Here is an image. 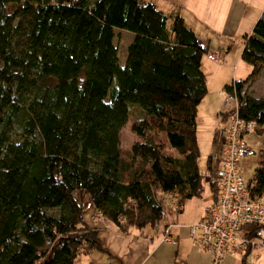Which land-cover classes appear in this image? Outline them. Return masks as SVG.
<instances>
[{"label":"trees","instance_id":"obj_1","mask_svg":"<svg viewBox=\"0 0 264 264\" xmlns=\"http://www.w3.org/2000/svg\"><path fill=\"white\" fill-rule=\"evenodd\" d=\"M116 28L132 34L122 64ZM206 52L180 14L151 0H0V264H72L103 250L87 206L121 230H147L165 218L159 196L182 205L204 181L214 189L219 155L197 165ZM240 57L249 73L223 89L258 132L264 98L247 87L264 67V4ZM246 181L264 192L263 160Z\"/></svg>","mask_w":264,"mask_h":264},{"label":"rangeland","instance_id":"obj_2","mask_svg":"<svg viewBox=\"0 0 264 264\" xmlns=\"http://www.w3.org/2000/svg\"><path fill=\"white\" fill-rule=\"evenodd\" d=\"M263 4L264 0H253V7L255 8L253 11H257L258 13L256 18L259 17ZM256 18H253L251 24L249 19H247L245 21L242 20L237 25L227 22L212 25V29L210 30L202 29L201 36H199L206 43L208 50L213 52V50L219 48V63L221 66H225L224 69L227 71L229 77L236 74V80L245 79L251 69L250 64L241 59L240 52L242 37L245 33L251 32ZM119 30L118 28L115 29L116 32ZM120 32L119 36L114 39V42L118 45V62L122 64L126 55V45L131 39L132 34L126 30H121ZM206 62L208 63L209 61L206 60ZM208 64L210 68L214 65L211 61ZM253 79L254 87L252 88L255 89L257 95L264 97L262 95L264 89V67L259 68ZM217 81L218 79L214 78V76L206 79L207 91L197 105L196 136L199 146L197 165L201 173L205 170L206 156L209 153H217L219 155L221 148L217 135L220 137L219 127L222 125V122L218 120L217 112L226 109L222 105L226 97V91L223 89V86H220L219 89L217 88ZM233 108L234 102L232 101L228 109ZM130 120L131 118L128 119V122L120 130V144L124 147H128L135 138L129 129ZM215 128L216 140L212 143ZM259 128L258 132L253 130L243 135V141L250 149V153L238 158L239 175L243 180H249L252 177L253 169L256 167L258 160L264 161V121L260 123ZM202 186L203 189L200 195L186 199L180 206L181 211L174 212L169 210L166 212L167 218L165 217V224L169 226L171 234L174 231L172 236H174L177 230L181 232L177 239L172 238L171 241H161L160 237L155 236L152 228L150 231L124 225V230H121L117 224L106 217L95 216L92 213L91 206L85 207L83 220L90 226L97 228V235L104 249L94 248L86 254H80L74 259L72 264H210L209 259L205 257L191 259L186 243V239L189 238L187 226L196 221L195 217L199 209L206 203L204 198L211 192L207 181H204ZM159 198L163 207L169 208V201L171 199L164 200L163 195L159 196ZM175 199L177 200L176 197ZM162 223L163 221L159 222L158 226L155 227L163 231L164 224L162 225ZM263 247L264 243L259 244L258 242L255 244L251 250V255L246 256L245 264H257L258 261L260 264H264V253L263 256L256 259L259 250ZM200 252V254L205 255L202 251ZM41 260H38L35 264H40ZM239 261V256H227L223 259L222 264H239Z\"/></svg>","mask_w":264,"mask_h":264},{"label":"built area","instance_id":"obj_3","mask_svg":"<svg viewBox=\"0 0 264 264\" xmlns=\"http://www.w3.org/2000/svg\"><path fill=\"white\" fill-rule=\"evenodd\" d=\"M207 57L217 60L215 53ZM232 99L228 93L222 105L227 108ZM226 110L219 127L221 148L213 177L214 189L204 198L206 203L200 217L187 226L189 238L209 255L210 264H222L227 256H241L257 242L264 241V192L253 195L248 182L239 175L238 167V158L250 153L242 135L252 131L254 123L239 117L235 107ZM175 197L164 194V200H171L169 208L162 205V213L180 210ZM94 214L101 216L99 211ZM253 225H257L255 230ZM152 230L161 241L173 238L167 229L163 232L154 226Z\"/></svg>","mask_w":264,"mask_h":264},{"label":"crops","instance_id":"obj_4","mask_svg":"<svg viewBox=\"0 0 264 264\" xmlns=\"http://www.w3.org/2000/svg\"><path fill=\"white\" fill-rule=\"evenodd\" d=\"M159 9L163 12H177L183 17L184 22L189 25L192 30L197 34V36H201L202 29L210 30L212 29V25H219L222 23H229L233 25L240 24L242 20L249 19L250 24L253 21V18L257 16V11L253 7V0H151ZM120 32V31H119ZM121 33V32H120ZM130 41V40H129ZM128 41V42H129ZM219 48L210 51L207 49V52L204 53L201 57V69L205 75V78L208 79L211 76L217 78V88L223 86L225 83L230 82L231 80H236V74H233L231 77L227 74V71L224 69L225 66L219 63ZM215 53L217 56V61L211 60L207 57V54ZM208 63H213V67L210 68ZM261 69V68H260ZM230 78V79H229ZM254 83V79L251 84L247 87V91L253 96L257 98H264L260 95H257L255 89L252 88ZM262 95H264V89L262 91ZM216 108V107H215ZM218 113V112H217ZM205 203L199 209L198 214L195 217L197 220L204 207ZM181 211V209H180ZM167 218V217H166ZM163 220V224H165V220ZM151 228L147 229L150 230ZM151 231V230H150ZM174 233V231H173ZM172 233V235H173ZM176 234V235H175ZM173 239H177L181 234L180 231H175ZM187 248L189 250V254L191 255V259L198 257H205L209 259V255L203 250L199 249L189 238L186 239ZM202 251L205 255L200 254ZM200 252V253H199ZM264 247L259 250V253L256 256H263ZM257 264H260L258 261Z\"/></svg>","mask_w":264,"mask_h":264},{"label":"bare ground","instance_id":"obj_5","mask_svg":"<svg viewBox=\"0 0 264 264\" xmlns=\"http://www.w3.org/2000/svg\"><path fill=\"white\" fill-rule=\"evenodd\" d=\"M220 147H221V146H220ZM206 173H207V172H206ZM161 215H162V217H166V212H165V213H162V212H161ZM166 229L168 230L169 235L172 236V234H171V232H170V228H169V226H168L167 224L164 226V230H163V232H165ZM171 240H172V239H171ZM257 243H258V242H257ZM262 243H264V242H262ZM262 243H261V244H262ZM259 244H260V242H259ZM250 255H251V254H250Z\"/></svg>","mask_w":264,"mask_h":264}]
</instances>
